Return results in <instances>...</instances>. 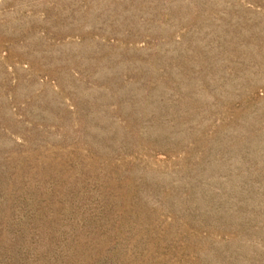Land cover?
I'll list each match as a JSON object with an SVG mask.
<instances>
[{
    "label": "rangeland",
    "instance_id": "1",
    "mask_svg": "<svg viewBox=\"0 0 264 264\" xmlns=\"http://www.w3.org/2000/svg\"><path fill=\"white\" fill-rule=\"evenodd\" d=\"M0 264H264V0H0Z\"/></svg>",
    "mask_w": 264,
    "mask_h": 264
}]
</instances>
